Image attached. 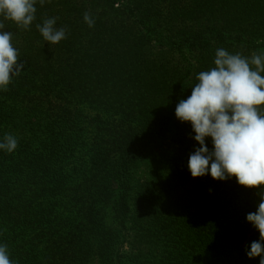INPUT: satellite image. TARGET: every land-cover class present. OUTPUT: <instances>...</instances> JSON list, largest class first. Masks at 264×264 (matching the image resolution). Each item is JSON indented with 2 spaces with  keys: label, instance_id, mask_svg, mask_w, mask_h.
<instances>
[{
  "label": "trees",
  "instance_id": "1",
  "mask_svg": "<svg viewBox=\"0 0 264 264\" xmlns=\"http://www.w3.org/2000/svg\"><path fill=\"white\" fill-rule=\"evenodd\" d=\"M35 6L28 29H3L25 65L0 89V142L18 140L0 149V245L14 264H259L246 255L257 189L193 178L199 145L175 108L217 49H264V0ZM52 17L67 29L58 44L36 27Z\"/></svg>",
  "mask_w": 264,
  "mask_h": 264
},
{
  "label": "clouds",
  "instance_id": "2",
  "mask_svg": "<svg viewBox=\"0 0 264 264\" xmlns=\"http://www.w3.org/2000/svg\"><path fill=\"white\" fill-rule=\"evenodd\" d=\"M40 4L44 0H39ZM37 0H0V89L18 76L24 63L18 61V49L12 44L13 34L3 31L4 21L28 29L36 19ZM56 17L47 18L36 27L45 41L58 44L66 38L67 29L55 27ZM84 21L95 24L88 12ZM214 67L196 75L191 95L181 99L175 116L189 122L198 143L189 155L188 169L193 178L210 174L215 180L236 178L239 185L257 189L258 204L246 220L259 232V239L246 246L248 258L260 257L264 264V49L250 56L216 50ZM211 138L212 148L206 144ZM18 147V140L5 134L0 149L8 153ZM0 264H14L7 245H0Z\"/></svg>",
  "mask_w": 264,
  "mask_h": 264
}]
</instances>
